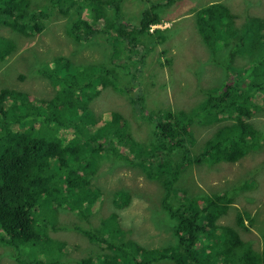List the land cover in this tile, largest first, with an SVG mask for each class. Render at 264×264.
Wrapping results in <instances>:
<instances>
[{
  "label": "trees",
  "instance_id": "16d2710c",
  "mask_svg": "<svg viewBox=\"0 0 264 264\" xmlns=\"http://www.w3.org/2000/svg\"><path fill=\"white\" fill-rule=\"evenodd\" d=\"M49 1L62 14L73 11L66 23L65 33L80 47L94 39L103 43L102 48L106 49H113L106 44L108 41L115 47L123 46L124 40L121 41L120 34L135 37L132 43H125L129 47L135 46L136 40L146 35L148 25L155 23L149 19L148 9L134 28L128 24L135 22L131 18L129 22H123L120 15L113 17L111 14L108 17L107 5L119 11V3L124 0ZM6 2L10 4L2 5ZM36 7L32 0H0V25L27 37L43 35L45 30L49 31L46 21L49 24L54 21L48 15L50 8L42 9L39 13ZM201 14L197 29L204 41L209 42L215 38L218 34L216 27H219L228 35L223 33L225 36H219L217 40L223 46H233L228 53L229 59L217 64L223 67L225 78L211 88L200 86V95L205 98L198 118L195 120L196 117L181 112L182 122L175 126L172 123L175 116L166 113L158 116L153 125L143 111L133 110L134 119L142 120L148 126L143 135L157 140L158 150L167 147V139L174 141L172 146H180L178 148L183 151L180 160L170 163L164 161L162 168L148 162L153 174L165 177L161 204L168 213H165L167 219L163 223L168 224V229L173 231L175 241L166 248L149 249L114 228L111 233L87 237V241L100 250H84L91 254L78 262L74 260L76 263L69 262L52 247L43 249V246L52 243L46 236L43 240L46 232L73 229L83 233L79 227L80 222L87 219L90 212L105 210L106 206H94L98 200L108 198L104 188L94 183L105 174L100 173L102 162L105 161V165L116 161L115 153L118 154L117 158L125 159L128 165H144L149 160V157L144 156V151L151 149L149 146L141 147L139 141L131 138L126 141L115 140L123 133L124 127L129 125L124 114L116 108L124 103L123 99L116 106L106 108L107 111L101 110L99 106L98 110L95 106L93 110L89 109L90 103L96 102V98L102 95L103 86L116 96L124 99L128 97L127 93L122 92L128 88H122L120 77L108 68L107 54L97 49L104 59L99 60L102 64L96 66L78 59V67H73L63 57L42 63L41 72L46 74L47 71L46 76L51 80L56 93L53 97L46 95L45 99L36 98L19 89L16 84L15 87L1 89L0 245L15 250L18 264H264V248L261 251L252 248L250 241L246 242L242 236L243 232L249 233L251 229L241 215H237L239 219L232 226L218 222L219 217H226L233 209L230 206L234 202L233 194L243 192L249 184H256L255 179L246 180L235 190L230 188L211 195L205 193L203 196L193 194L188 186H177L180 180L188 179L189 172L186 170H190L191 166L201 164L204 169L210 170L223 161L236 162L239 157L248 156L259 149L264 142V128L255 119L261 114L264 116V103L255 98L259 94L264 98V21L252 18L238 29L234 26L229 8L221 3L201 10ZM253 23L256 27L252 26ZM1 26L3 39L0 37V60L8 48L14 47L8 38L3 37ZM231 37L235 40H231ZM25 51L28 52L27 49ZM238 53H249L250 64L241 63V67H238ZM25 66V62H21L22 69ZM27 74L28 71L20 73V79L28 80ZM106 81L109 84H105ZM139 99L142 98L137 95L134 101ZM107 106H110L109 102ZM127 108V105H123L124 112ZM203 121L206 126L215 125L216 131L207 141L201 155H191L187 146L181 144L184 136L190 135V129L195 123ZM90 144L94 151L89 147ZM99 151L110 154L102 155ZM166 154V150L162 151V156ZM120 185L124 192L129 191L128 184L121 182ZM182 192L184 198L180 196ZM116 195L121 197L120 193ZM118 197L113 201L116 204L113 215L119 223V213L130 206L131 202H121ZM181 199H186V202L174 207V202ZM53 203H57L60 210L76 215V227H67L64 221L50 225L46 222L47 217L41 221L36 218L39 207L46 209V206ZM57 215L55 213L53 218L57 219ZM262 239L264 244V232ZM202 241H207V244ZM65 250L69 254L72 251L70 247Z\"/></svg>",
  "mask_w": 264,
  "mask_h": 264
},
{
  "label": "rangeland",
  "instance_id": "374dc122",
  "mask_svg": "<svg viewBox=\"0 0 264 264\" xmlns=\"http://www.w3.org/2000/svg\"><path fill=\"white\" fill-rule=\"evenodd\" d=\"M32 1L37 6L36 10L39 13L43 11L42 9L50 8L51 12L48 15L54 23L49 24L46 21V27L49 28V31L45 30L42 33L43 35L38 36L35 34L33 37L23 36L17 31L13 32L9 28L0 25L3 37L8 38L14 45L12 49H10L11 47L7 49L4 58L1 59L3 62H0V90L15 87L14 84H16L19 89L25 90L36 98L45 99L46 95L53 97L54 92L50 88L53 86H51L52 84L48 85V81L51 82V80L46 76L47 71L46 74L41 72L42 63L45 61L50 62L57 57L67 58L81 55L82 58L79 61L96 66L102 64L99 60L103 61L104 59L97 52V49H99L100 52L107 54L108 68L114 75L120 77L122 88L127 87L132 93L129 94V100H124L123 97L114 95L107 87L103 86L102 96H98L96 102H91L89 109L93 110L95 106L96 110H98L97 106H99L101 110L107 111L106 108L116 106L123 99L124 103L117 105L116 108L124 114L129 125L124 127L123 133L115 139L122 141L130 138L139 142L149 140L147 137L145 139L140 138V134H143V131H147L148 126L142 120L134 119V109L137 108L143 111L148 117L158 116L165 111H169L175 116L173 123L181 122L182 115L179 114L180 110H189L190 115L199 114L202 111L203 105L201 103L205 97L202 98L200 95V86H202L201 88H211L219 85V82L225 78L223 67L217 64L221 60L225 62L226 59H229L230 55L228 52L233 45L230 44L226 47L221 44L220 40H217L219 36L228 35L219 27H216L218 34L215 38H212L209 42L204 41L197 29V21L202 16L201 10L212 8L218 3L224 4L229 8L234 18L235 27H241L243 24L248 23L250 18L264 21V0H169L170 6L161 13V18L166 23H170L169 21L173 20L178 22L173 23L172 27L163 32L162 41L153 43L154 45L157 44L156 46L153 44L150 46V43L157 39H152L148 36L142 38L144 42L142 60L144 63L139 65L141 61L139 58L135 56L130 58L132 55L131 49L127 50L125 47H121L119 51H116V47L112 46L109 41L106 44L108 47L112 46L113 49L102 48L104 44L95 39L91 43L82 44L80 47L65 33L66 23L69 17L73 15V11L68 12V14H62L59 8H54L49 0ZM162 2L166 1L124 0L120 4L123 12L127 13V15H123V19L125 22H129L130 18L138 22L142 19L143 12L148 9L150 13L149 19L161 20L156 12L160 13L163 8L158 7L157 9L156 7L152 9V7ZM107 8H110L109 4ZM110 15L111 13L108 14V17ZM128 24L132 27L136 25L135 22ZM152 35L156 36V32ZM0 37L2 38L1 33ZM230 39L233 40L234 38ZM3 44L6 43L4 42ZM26 49L28 52L25 51ZM216 49L218 52H213ZM212 52L213 59L211 60ZM236 59L238 67H241L239 66L241 63L250 64V61L243 53H238ZM21 62H25V69H22ZM113 62L114 64H112ZM103 64L107 63L104 62ZM137 68L142 70V76L141 74L138 76H141L140 79H143V81L138 82L130 75ZM26 70L28 71L26 79H29L21 80L19 74L22 72L26 73ZM148 83L151 86L148 87ZM105 84H109V82L106 81ZM136 89L143 90L142 99L131 101L136 95H139ZM116 91L118 90L116 89ZM255 98L260 103H264L262 95L259 94ZM106 100L110 103V106H107L108 102ZM123 105L128 106L125 112ZM255 119L259 120L258 125L261 124L260 127L264 128L263 114L255 117ZM211 130L213 129L206 127V124H196L190 129L191 136L188 138V140H192V146L188 145L191 151L190 154L193 155L202 150L205 141L211 137ZM148 136L151 137V134H148ZM166 152V156H157L155 154V157L167 163L175 162L183 157V151L178 147L168 145ZM104 162L100 165V173L105 174L101 178H97L94 183L104 188L108 195L104 204L106 208L101 213L98 212L100 209L94 213L91 229V226H83L82 229L87 231L90 229L91 233L96 234L100 229L105 228L102 222L114 210L111 203L114 197L113 194H115L113 191L122 189L120 184L124 182V184L129 185V190L132 189L131 193L133 196V198L128 197L132 200L130 206L119 213V224L122 225L121 227L124 230L131 229V233L127 237L149 249L166 248L175 243L173 242V231L168 229V224L165 225L163 223V220L167 219L166 210L161 206L162 198H164V177L161 175L153 176L146 167L135 168L143 165H128L129 163L124 165L117 161L105 163L104 165ZM204 168L201 164L191 166L190 170H186V172H189L188 179L180 180L177 186L183 183L189 185L191 181H194L197 184L194 192L204 190L206 194H212L213 192L230 188H239L243 182L249 179L257 181L256 184H249V187H244L243 192L233 194L234 204L231 206L233 209L218 222L232 226L235 225L236 219H239L237 215H241L245 224L251 229L249 233H241L243 238L246 242L250 241L249 244L252 245V248L261 251L264 248L262 239V233L264 232V142L260 144L259 149L248 156L239 157L236 162L225 163L223 161L210 170ZM253 174L255 175L252 177ZM195 184L191 183L193 187ZM255 188H260V190L254 192L253 189ZM116 193H120L119 196H123L127 192L122 189ZM57 205V203H53L50 206H46V209L39 207L36 211V218L41 221L43 217H47L48 220L46 222L50 225L64 221L68 224L67 227H76L72 215L64 213L65 210H60ZM177 205L178 203L174 204V206ZM55 213L58 214L57 216L60 219L53 218ZM100 215L104 217L102 221ZM107 221L112 223L111 218H107ZM45 236L49 240L51 239L52 243L43 246V249L52 247L60 255L69 259V262H75L74 258L82 259L86 255L91 254L89 251L100 250L94 244L89 243L87 237L79 230L66 229L58 230V232H46L43 240ZM202 243L207 244V241H202ZM62 247H70L72 249L71 253L69 254L65 250L66 248ZM89 248V251H84ZM135 254H137L136 250ZM16 258L13 248L0 245V264H18Z\"/></svg>",
  "mask_w": 264,
  "mask_h": 264
},
{
  "label": "clouds",
  "instance_id": "9594fccd",
  "mask_svg": "<svg viewBox=\"0 0 264 264\" xmlns=\"http://www.w3.org/2000/svg\"><path fill=\"white\" fill-rule=\"evenodd\" d=\"M166 2H162V3H160V4H156V6H154L153 7V9H155L156 7H157V9H158V7H161V8H163L162 10H160V13H158V12H156V14L160 17V19L161 20H155V19H150V20H153V21H155V23H151V24H149L148 25V28H147V33H146V35L145 36H148V37H151L152 39L153 38H155V39H157V40H153L151 43H150V46L154 43V42H157V41H162L161 39H162V35H163V32L165 31V30H168L170 27H172V24L173 23H175V22H178V21H176V20H173V21H169L170 23H166L165 22V20L163 21L162 20V18H161V13L165 10V8H167L168 6H170L169 5V3H168V1L169 0H165ZM123 1H121L120 3H119V11H117V9H116V7H114V6H111L110 8H109V13H111L112 15H113V17L114 16H116V15H120L122 18H123V15H127V13H125V12H123V10H122V8H121V6H120V4L122 3ZM6 3H9V2H6ZM2 4V5H8V4ZM10 4V3H9ZM44 18V17H43ZM42 18V19H43ZM41 19V20H42ZM250 19H252V18H250ZM253 20H262V19H257V18H253ZM123 22H125V20L123 19ZM135 23H136V25H135V27H137L138 25H139V23H140V21H138V22H136L135 21ZM252 26L253 27H256V24L255 23H253L252 24ZM165 27V28H164ZM134 28V27H133ZM164 28V29H163ZM238 29H240V28H242V27H237ZM10 30H12L13 32H15L16 30H14V29H12V28H9ZM154 32H156V36H153L152 34L154 33ZM241 34L243 35V32H241ZM263 35V37H264V33L262 34ZM145 36H143V37H145ZM142 37V38H143ZM120 38H121V41H123L124 40V45L123 46H119V47H116V51H119V49L121 48V47H125L127 50H130L131 49V57L130 58H132V56H135V57H137V58H139L141 61H140V63H139V65L142 63H144V61L142 60V56H143V54H142V52L144 51V42H143V40H142V38L141 39H137L136 40V44H135V46H127L125 43L126 42H129V43H132L131 41L132 40H134L135 39V37H133V36H131V35H127V34H120ZM232 38V37H231ZM116 40H118L117 38H116ZM119 41V40H118ZM111 44V43H110ZM112 45V44H111ZM154 45V44H153ZM157 44H155L154 46H156ZM113 46V45H112ZM122 50H125V49H122ZM229 51H230V49H229ZM213 52H218V50L216 49L215 51H213ZM213 52L211 53V56H210V59L212 60L213 59ZM229 53V52H228ZM135 54H138V56H136ZM247 58H249V56H248V54H246V53H243ZM80 56L81 55H75V56H73V57H67L66 58V62H70V63H72V66L73 67H78L76 64H78L76 61L78 60V59H80ZM0 62H3V60H0ZM79 69L80 70H82L80 67H79ZM135 72H138V74L136 75L135 74ZM139 74H141V76H142V70L140 69V68H137L136 70H133L131 73H130V75H131V77L133 78V79H135V80H137L138 82H140V80H139V78L141 77V76H138ZM136 76H138V77H136ZM138 84V83H137ZM48 85H51V82L50 81H48ZM154 85V84H153ZM52 90H53V92H54V88L53 87H50ZM137 88H138V86H137ZM1 91V90H0ZM23 91H25V90H23ZM111 91V90H110ZM142 91L143 90H141V89H136V92L140 95V97L142 98ZM26 92V91H25ZM112 92V91H111ZM122 92H124V93H127L128 94V97L126 98V99H130L129 98V94L130 93H132V91L130 90V89H125L124 91H122ZM55 92L53 93V96H55ZM102 96V95H101ZM137 96V95H136ZM135 96V97H136ZM118 98V97H117ZM125 100V99H124ZM123 100V101H124ZM45 101V100H44ZM131 101H134V98L133 99H131ZM137 109V108H136ZM135 110V109H134ZM181 112H184V113H186L188 116H190V117H196L195 118V120L198 118V116H199V114L201 113H199V114H195V115H190L189 114V110H180L179 111V114L180 115H182V113ZM166 113H171V112H169V111H165V112H163L162 114H160V115H165ZM171 114H173V113H171ZM160 115H158V116H160ZM174 115V114H173ZM148 116V115H147ZM158 116H152V117H148L149 118V122L151 123V124H153L154 125V123H153V121H157V119H158ZM183 116V115H182ZM174 121V120H173ZM173 121H172V123H173ZM182 122V121H181ZM181 122H178V123H176V122H174L173 124L175 125V126H177L178 124H180ZM195 123V122H194ZM196 124H200V125H203V124H205L204 123V121H203V123H195V125ZM206 127H208V128H210V129H213V130H211L210 132H211V137L209 138V139H207L206 141H205V143L203 144V146H202V150L199 152V153H194L193 155H195V156H199V155H201L202 154V151H203V149L205 148V145H206V143H207V141L208 140H210L212 137H213V134H214V132L216 131V126L215 125H211V126H206ZM155 134H156V129H155ZM190 137V135L189 136H187V135H185L184 136V141L182 142V144H181V146L182 145H186L187 146V148H188V145H190V146H192V140L190 139V140H188V138ZM140 138L141 139H145L146 137L141 133L140 134ZM174 141H170V140H167V139H165V144H166V146H172V143H173ZM156 143H158V141L157 140H151V139H149L148 141H146V142H139V146H141V147H144L145 145H147V146H149L151 149H146L145 151H144V156L145 157H149V160L146 162V164H144L143 166H137V167H135V168H138V167H146L147 169H148V171L153 175V176H158V175H161V176H163L162 174H157V175H155V174H153L152 172H151V166H149L148 165V162H150V163H152V165H154L155 167H160V168H162L163 167V164H164V161L163 160H159V159H157L156 157H155V154H157V156H161L162 155V151H165L166 150V148H164V149H161V150H158L157 149V147H156ZM89 147H92V150L94 151V147L90 144V146ZM172 147H180V146H172ZM189 149V148H188ZM147 151V152H146ZM189 151H190V149H189ZM102 155H105V154H110V152H107V153H105V152H101V151H99ZM191 152V151H190ZM151 153H153V155H151ZM117 153H115V158L120 162V163H122V164H124V165H126V161H125V159H120V158H117ZM192 155V154H191ZM90 157H92V155L90 156ZM130 158L131 159H134L133 158V156H130ZM164 177V176H163ZM164 179H165V177H164ZM164 183H165V181H164ZM191 183H194L195 184V182L194 181H191ZM191 183L189 184V185H186V183H183L182 185H184V186H188L189 188H190V191L191 192H194V189H195V187H197V184H195L194 185V187L191 185ZM182 185H180V186H182ZM98 187V186H97ZM102 188V187H101ZM164 189V188H163ZM132 190V189H131ZM131 190H129L127 193H124V195L123 196H121V197H118L117 195H116V193L115 194H113V198H112V201H111V203H112V206H113V209H116V204H114V200L116 199V197H118L119 199H120V201L121 202H124V201H130V202H132V200L131 199H129L128 197H130V198H133V196H132V193H131ZM199 190H201V189H199ZM133 192V191H132ZM108 194H109V192H108ZM180 196L181 197H185V194L182 192V193H180ZM105 201H106V199H101V200H98V204H94V206L96 207V206H98V207H101V206H104V204H105ZM186 202V199H181V200H178V201H176V202H174V204L175 203H178V205H180V204H182V203H185ZM120 204V203H119ZM161 206H163L162 204H161ZM174 206V205H173ZM175 207V206H174ZM102 211H104V210H100V211H98L99 213H101ZM114 211V210H113ZM69 213L70 215H72V217H73V221L76 223V215L75 214H73V213H71V212H69V211H64V213ZM166 213H168L167 212V210H166ZM166 215V214H165ZM101 216V215H100ZM94 217V213H89L88 214V217H87V219H84L83 221H81L80 222V224H79V226H80V229L83 231V234H84V236L85 237H95V236H97V235H99V234H102V233H111V230L112 229H114V228H117V229H119L122 233H124V234H130L131 233V229H127V230H124L121 226L122 225H120L119 223H118V218L115 216V215H113V213H111L107 218H111V220H112V223L111 222H108L107 221V218H105L104 220H103V216H101V221L103 220V222H102V225H104V227L105 228H103V229H100L96 234H93V233H91L92 231L90 230L91 228H92V218ZM57 219H60V217H58ZM87 227V226H91L90 227V229L87 231V230H83L82 229V227ZM175 242V241H174ZM91 258H93L92 256H90ZM89 257V258H90ZM94 259V258H93ZM74 260L76 261V262H78V261H80V260H82V259H80V258H74ZM94 262H96L95 261V259H94Z\"/></svg>",
  "mask_w": 264,
  "mask_h": 264
},
{
  "label": "bare ground",
  "instance_id": "6f19581e",
  "mask_svg": "<svg viewBox=\"0 0 264 264\" xmlns=\"http://www.w3.org/2000/svg\"><path fill=\"white\" fill-rule=\"evenodd\" d=\"M44 30V29H43ZM48 78V77H47ZM88 112V111H87ZM90 113V112H89ZM89 116V115H88ZM91 118H92V116H91ZM117 161V160H116ZM117 162H119V161H117ZM193 194H196V193H198V194H201V196H203L206 192L204 191V190H201V191H199V192H192ZM209 195H211V194H209ZM234 204V202L230 205V206H232ZM220 219H222V217H219V220ZM218 220V221H219ZM225 233V232H224Z\"/></svg>",
  "mask_w": 264,
  "mask_h": 264
},
{
  "label": "crops",
  "instance_id": "0c3cea01",
  "mask_svg": "<svg viewBox=\"0 0 264 264\" xmlns=\"http://www.w3.org/2000/svg\"><path fill=\"white\" fill-rule=\"evenodd\" d=\"M254 190V192H257V191H259L260 190V188H255V189H253ZM263 190H264V186H263ZM214 193V192H213ZM251 211H252V209H251ZM237 222V221H236ZM235 222V223H236Z\"/></svg>",
  "mask_w": 264,
  "mask_h": 264
}]
</instances>
